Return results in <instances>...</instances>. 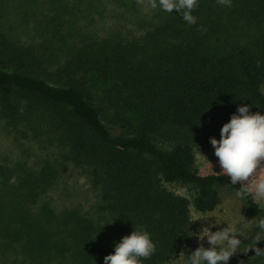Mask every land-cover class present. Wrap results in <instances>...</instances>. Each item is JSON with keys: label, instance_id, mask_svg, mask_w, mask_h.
<instances>
[{"label": "trees", "instance_id": "obj_1", "mask_svg": "<svg viewBox=\"0 0 264 264\" xmlns=\"http://www.w3.org/2000/svg\"><path fill=\"white\" fill-rule=\"evenodd\" d=\"M192 14L195 25L174 11L137 37H84L53 66L43 45L23 43L0 23V119L55 141L63 161L86 172L116 230L104 235L76 208L34 211L45 168L14 175L0 167L1 263H19V252L26 264H104L137 225L156 245L142 264L190 256L198 235L191 208L212 211L217 185H240L218 169L199 173L188 142L160 144L169 126L205 134L244 104L264 115V0H232L230 8L198 0ZM243 199L250 214L264 215L251 196Z\"/></svg>", "mask_w": 264, "mask_h": 264}, {"label": "rangeland", "instance_id": "obj_2", "mask_svg": "<svg viewBox=\"0 0 264 264\" xmlns=\"http://www.w3.org/2000/svg\"><path fill=\"white\" fill-rule=\"evenodd\" d=\"M167 14L159 8L153 10L138 5L136 0H0V23L4 28L11 29V33L23 43L43 45L45 48L41 47V50L52 66L67 58L70 46L84 37H137ZM106 85L98 86L96 91L99 95L103 94ZM220 129L192 136L182 129L169 126L160 145L170 147L177 142H188L195 155L194 167L199 173L220 171L210 144V137L219 140ZM55 146V141L47 140L43 133L36 136L24 122L12 127L0 119V167L14 175L37 173L44 168L48 173V182L35 201L30 203L32 209L37 211L43 205L53 215H60L64 209L76 208L94 218L103 228V234L112 238L116 234L115 227L109 216L99 208L98 196L88 175L84 170L63 161ZM81 178L84 184L80 183ZM216 189L219 203L212 211L198 213L191 208V217L198 231L191 252L200 244L209 247L206 238L198 239L205 234L203 228L206 227L217 231L232 224L237 225L242 240L238 251L253 244L257 235L264 237V232L255 226L264 215L250 214L244 199L237 198L236 191L228 185L219 184ZM178 191L185 195L189 193L184 188H178ZM258 205L264 213V202ZM202 218L207 219L199 220ZM15 258L19 262L17 264H26L19 252L15 253ZM251 262L241 261L238 264H264V256H258ZM172 264H188V258Z\"/></svg>", "mask_w": 264, "mask_h": 264}, {"label": "clouds", "instance_id": "obj_3", "mask_svg": "<svg viewBox=\"0 0 264 264\" xmlns=\"http://www.w3.org/2000/svg\"><path fill=\"white\" fill-rule=\"evenodd\" d=\"M136 3L153 10L159 8L167 13L175 11L182 15L187 24L197 23L192 13L198 7V0H136ZM217 3L229 8L232 6V0H217ZM204 30L202 26L197 27V31ZM260 64L257 60L256 66L260 67ZM26 104V100L20 101L21 113ZM250 108L247 104L238 106L236 113L221 127L219 140L210 137V144L218 159L220 171L230 179L232 185H240L236 197L243 199L251 196L256 203H261L264 202V115L259 111L251 112ZM208 163L212 168L211 163ZM84 182L81 178L80 183ZM10 183H18L17 178L12 177ZM255 226L264 232V217L259 218ZM203 230L205 234L198 239L206 238L209 247L200 244L188 257V264H229L230 258L237 254L242 244L237 225L232 224L217 231L207 227ZM262 240L257 235L255 244ZM250 249L254 250L256 256H264V248ZM250 249H246V252ZM155 251L156 245L150 233L144 225H137L129 235L123 236L115 244L113 253L103 258L104 264H142V260L150 259Z\"/></svg>", "mask_w": 264, "mask_h": 264}, {"label": "water", "instance_id": "obj_4", "mask_svg": "<svg viewBox=\"0 0 264 264\" xmlns=\"http://www.w3.org/2000/svg\"><path fill=\"white\" fill-rule=\"evenodd\" d=\"M261 239H264V237H261ZM254 247L263 248L264 247V240L259 241L257 244H255V242H254L250 246L238 251L236 255H234L233 257L230 258L229 264H238V262H240L244 259H247L250 256L255 255L254 250L250 249V248H254ZM246 249H250V250L248 252H246Z\"/></svg>", "mask_w": 264, "mask_h": 264}]
</instances>
